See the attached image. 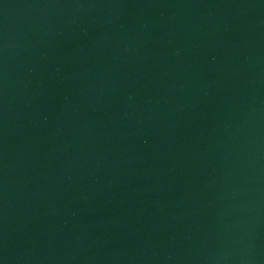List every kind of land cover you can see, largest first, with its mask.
Returning <instances> with one entry per match:
<instances>
[{"label":"water","instance_id":"water-1","mask_svg":"<svg viewBox=\"0 0 264 264\" xmlns=\"http://www.w3.org/2000/svg\"><path fill=\"white\" fill-rule=\"evenodd\" d=\"M0 264H264V0H0Z\"/></svg>","mask_w":264,"mask_h":264}]
</instances>
